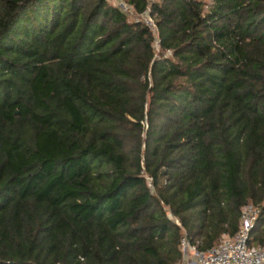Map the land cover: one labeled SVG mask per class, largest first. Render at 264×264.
<instances>
[{
  "label": "trees",
  "instance_id": "trees-1",
  "mask_svg": "<svg viewBox=\"0 0 264 264\" xmlns=\"http://www.w3.org/2000/svg\"><path fill=\"white\" fill-rule=\"evenodd\" d=\"M149 15L0 0V264H178L247 205L264 247V0Z\"/></svg>",
  "mask_w": 264,
  "mask_h": 264
},
{
  "label": "built area",
  "instance_id": "built-area-1",
  "mask_svg": "<svg viewBox=\"0 0 264 264\" xmlns=\"http://www.w3.org/2000/svg\"><path fill=\"white\" fill-rule=\"evenodd\" d=\"M158 0H146L147 9L136 14L133 7L124 0H120L117 8L131 22L143 23L153 34V49L159 53V40L154 21L149 15V6ZM156 53V52H155ZM156 53V54H158ZM172 52L167 50L164 57H171ZM148 186L151 188L150 179L146 177ZM260 209L254 205H247L241 209L239 229L234 236L223 235L218 245L200 250L199 243H192L185 231H182L180 248L182 259L178 264H264V247L261 245H249L250 233L256 223ZM168 218L179 228H182L179 220L168 212Z\"/></svg>",
  "mask_w": 264,
  "mask_h": 264
},
{
  "label": "rangeland",
  "instance_id": "rangeland-1",
  "mask_svg": "<svg viewBox=\"0 0 264 264\" xmlns=\"http://www.w3.org/2000/svg\"><path fill=\"white\" fill-rule=\"evenodd\" d=\"M107 1L110 5L117 7L120 0H107ZM202 1L206 2L207 4L210 3V0H202ZM155 52L158 53V51H155Z\"/></svg>",
  "mask_w": 264,
  "mask_h": 264
},
{
  "label": "water",
  "instance_id": "water-1",
  "mask_svg": "<svg viewBox=\"0 0 264 264\" xmlns=\"http://www.w3.org/2000/svg\"><path fill=\"white\" fill-rule=\"evenodd\" d=\"M17 114V113H16Z\"/></svg>",
  "mask_w": 264,
  "mask_h": 264
}]
</instances>
